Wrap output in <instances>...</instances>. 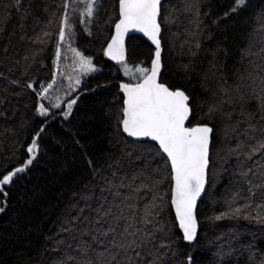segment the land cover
Listing matches in <instances>:
<instances>
[{
    "label": "trees",
    "instance_id": "obj_1",
    "mask_svg": "<svg viewBox=\"0 0 264 264\" xmlns=\"http://www.w3.org/2000/svg\"><path fill=\"white\" fill-rule=\"evenodd\" d=\"M67 1L0 0V179L33 161L0 192V264H118L124 254L111 260L112 236L100 237L103 244L92 237L109 223L122 232L126 221L114 219L121 210L135 211L144 229L138 241L149 237L138 256L129 253L133 264H264V150L249 156L264 140V0H246L236 11L235 0L162 5L161 82L189 96V126L213 128L209 188L192 244L173 210L169 160L122 126L119 82L141 81L138 69L151 68L155 48L132 36L126 61L112 62L105 50L120 0H97L88 20ZM65 19L67 38L98 71L84 79L70 110L44 118L40 91L54 79ZM121 183L132 185L118 189L125 197L144 186L139 199L114 197L112 186ZM145 205L153 210L147 226L139 219ZM109 208L112 216L97 225Z\"/></svg>",
    "mask_w": 264,
    "mask_h": 264
},
{
    "label": "snow or ice",
    "instance_id": "obj_2",
    "mask_svg": "<svg viewBox=\"0 0 264 264\" xmlns=\"http://www.w3.org/2000/svg\"><path fill=\"white\" fill-rule=\"evenodd\" d=\"M85 2V13L92 16L96 0H85ZM245 2L246 0H235L236 7L232 11H236L237 7L243 6ZM160 5L161 0H120L121 19L115 25L116 36L108 45L106 54L118 63H123V40L130 30L144 33L155 45L156 51L151 68L138 69L143 75V82L134 86L123 85L127 100L125 102L126 107L123 109L125 118L122 120V126L123 131L131 137H149L151 140L158 142L160 149L170 159L175 180V195L172 203L175 205L179 227L183 230V238L191 242L196 239L197 235L194 210L197 198L203 192L206 182L210 136L213 129L207 125L186 127V121L189 120L192 114V109L188 103L189 97L182 90H171L166 85L158 82L161 70L160 24L158 23ZM64 23L67 26V19ZM64 38V33L61 32L60 39L63 40ZM81 61V66L86 71L96 70L92 66L91 60L81 57ZM77 83H79L78 80ZM75 102V100H72L68 103L69 110ZM55 106L60 107V104L58 103ZM46 111L44 106L41 105L40 114L45 115ZM261 111V119H264V106H262ZM37 147V144L33 141L28 151L35 153ZM260 150H264V140L259 143L258 147L252 149L249 156ZM34 158L35 156H33ZM32 162V159H29L24 167L17 168L14 172L3 176L0 179V192H3L4 186L12 182L17 173L24 172ZM112 187H117V191L112 192L114 197L134 200L139 199V193L144 186H136L126 197L118 189L122 187L132 188V185L121 183L119 186L113 185ZM108 191H111V188ZM126 206L130 209L136 208L135 204ZM100 207L103 208V204ZM3 211L4 209L0 207V212ZM235 211L239 213L240 209ZM152 215V206L145 205L143 214L139 218L140 223L147 226L151 223ZM110 216H112L111 208L104 211L103 216L97 219V225L101 223L103 217ZM114 219L116 221H126L123 231L118 233L117 228L119 225L113 226L109 223L106 229H96L99 236H93L92 242L103 244L104 241L100 237L111 235L112 239L108 242L109 246L117 249V252L112 254L111 260H116V256L123 253L124 258L118 264H133V257L129 253L135 252L138 256L139 253L136 252V249L141 248L144 242L149 239L148 234L144 233V241H138L137 236L139 233L144 232V229L136 227L137 216L135 211L130 216H125L123 210H121V214L115 216ZM105 250L107 251L108 248ZM109 264H111V261H109Z\"/></svg>",
    "mask_w": 264,
    "mask_h": 264
},
{
    "label": "rangeland",
    "instance_id": "obj_3",
    "mask_svg": "<svg viewBox=\"0 0 264 264\" xmlns=\"http://www.w3.org/2000/svg\"><path fill=\"white\" fill-rule=\"evenodd\" d=\"M67 2L68 5H70V3L77 5L79 10H81L85 20L91 18V16H88L85 13V0H68ZM95 5L93 6V12ZM62 32L64 33L65 38L60 42L59 51L55 59L54 79L47 84H43V88L40 91L41 102H39L40 104L37 113L40 117L44 118L50 117L52 113L58 109L67 107L68 103L72 101L70 100L72 96H74V100L76 101V95L82 89L84 79L97 73L98 71V68L94 65L92 59L85 56L78 48L73 45L72 41L70 42V40L67 38V36H69L68 23L67 26H65V23L63 22ZM81 57L91 60L92 66H94L96 70L90 72L86 71L81 66ZM77 80L79 83H77ZM49 85H51V87H49ZM31 88L32 90H36L34 85ZM58 103L60 104V107L55 106ZM41 105H43L47 110L45 115L40 114ZM66 109H68V107Z\"/></svg>",
    "mask_w": 264,
    "mask_h": 264
},
{
    "label": "water",
    "instance_id": "obj_4",
    "mask_svg": "<svg viewBox=\"0 0 264 264\" xmlns=\"http://www.w3.org/2000/svg\"><path fill=\"white\" fill-rule=\"evenodd\" d=\"M164 1L165 0H161V5H160V15H159V17H158V23L160 24V33H159V40H160V47H161V70H160V74H159V77H158V82L159 83H162V84H164V85H166L169 89H171V90H174V89H172V88H170L167 84H165V83H163V82H161V75H162V72H163V53H164V48H163V44H162V39H161V37H162V34H163V30H162V26H161V23H160V20H161V16H162V5L164 4ZM119 4H120V2H119ZM120 19H121V16H120V7H119V19H118V21L116 22V24L117 23H119V21H120ZM115 24V25H116ZM116 36V29H115V26H114V29H113V34H112V37H111V39H110V41L108 42V44H107V47H106V50H105V53H107V49H108V45L109 44H111V42H112V39L114 38ZM132 36H140V37H143V38H145L154 48H155V45L152 43V41L144 34V33H142V32H139V31H136V30H130L125 36H124V40H123V47H124V61H126V59H127V52H128V50H127V44H128V40H129V38L130 37H132ZM155 51H156V48H155ZM155 53V52H154ZM106 56L112 61V62H115V63H118L117 61H115V60H113V59H111V57H109L107 54H106ZM154 59V58H153ZM143 82V79L141 80V81H139V82H137V83H127V82H123V81H121V82H119V86H120V89H121V92H122V94H123V96H124V108L126 107V100H127V94L123 91V85L124 84H129V85H136V84H138V83H142ZM177 90V89H176ZM179 90H181V89H179ZM183 91V90H182ZM185 92V91H184ZM185 94H186V92H185ZM187 95V94H186ZM188 96V95H187ZM189 97V96H188ZM189 106H190V108H191V105H190V98H189ZM125 117H124V114H123V119H124ZM191 118H192V114L190 115V117H189V120L188 121H186V127H192V126H189V124H190V121H191ZM202 125H207V124H202ZM194 126H197V125H194ZM207 126H209V125H207ZM209 127H211V126H209ZM212 128V127H211ZM213 129V128H212ZM130 139H132V140H134V141H138V142H143V141H148V142H152V143H155L158 147H159V144H158V142H156V141H153V140H151V138H149V137H131V136H129L127 133H125ZM212 141H213V132H212V134H211V136H210V144H209V154H208V167H207V170H206V182H205V186H204V190H203V192H201V194H200V196L197 198V201H196V206H195V210H194V213H195V217H196V223H197V235H196V239L194 240V241H191V242H189V241H186L185 239V242L186 243H188V244H192V243H194L196 240H197V238H198V235H199V231H200V225H199V221H198V216H197V213H198V206H199V204H200V202L203 200V198L205 197V195H206V193H207V190H208V188H209V171H210V167H211V160H210V158H211V147H212ZM160 148V147H159ZM161 151H162V149H161ZM163 152V151H162ZM165 156H166V158L169 160V162H170V165H171V161H170V159L167 157V154H165V153H163ZM22 167H24V166H22ZM17 168H21V167H17ZM17 168H15V169H13L10 173H12V172H14ZM171 169H172V167H171ZM9 173V174H10ZM18 174V173H17ZM172 175H173V189H172V200L174 199V195H175V192H174V189H175V180H174V171H173V169H172ZM17 176V175H16ZM15 176V177H16ZM15 177H13V180H12V182L10 183V184H8V185H6V186H4V188H6V187H10L11 185H12V183H13V181H14V179H15ZM172 200H171V202H172ZM172 206H173V210H174V213H175V217H176V220H177V223H178V226H179V220H178V218H177V214H176V210H175V205L172 203ZM179 229H180V231H181V233L183 234V230L179 227Z\"/></svg>",
    "mask_w": 264,
    "mask_h": 264
},
{
    "label": "bare ground",
    "instance_id": "obj_5",
    "mask_svg": "<svg viewBox=\"0 0 264 264\" xmlns=\"http://www.w3.org/2000/svg\"><path fill=\"white\" fill-rule=\"evenodd\" d=\"M29 146V145H28Z\"/></svg>",
    "mask_w": 264,
    "mask_h": 264
}]
</instances>
